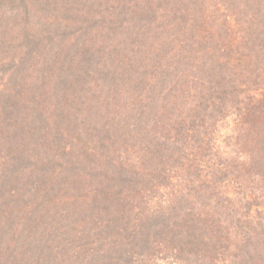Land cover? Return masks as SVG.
I'll return each mask as SVG.
<instances>
[{
    "label": "trees",
    "instance_id": "trees-1",
    "mask_svg": "<svg viewBox=\"0 0 264 264\" xmlns=\"http://www.w3.org/2000/svg\"><path fill=\"white\" fill-rule=\"evenodd\" d=\"M37 1L48 4V1ZM129 1L117 0L118 9L113 14L116 17L115 22L112 17L102 18L100 23L96 20L92 21L93 23L88 24L85 31H79L76 38L56 42L49 35L50 32L44 31L45 24L53 25V22L48 21L47 18L43 22L37 17L32 7V0L31 2L0 0V21L6 19L5 22H8L7 18L11 20L12 15L15 18L18 14L14 15V11L18 8L16 3H20L19 21L22 24L19 34L8 39L5 34L12 29L9 27L7 29V25L4 28L0 25V48L3 45L9 50L19 51L18 58L12 57L4 61L7 59L0 57V65L10 62L11 65H24V71L32 69L39 74L45 73L40 77L35 74L38 79L32 83L37 85L36 89L39 88L37 92H29L25 89L26 86L14 84L11 85L10 90L0 89V93L3 94L0 97L3 102L0 106L1 112L9 105L1 119L7 130H2L0 134L10 136L9 140L7 136L5 141H2L3 148L16 151L15 155L9 156L10 160L4 163V166L0 165V204L2 206L5 204L3 195L8 194L13 197L19 192L16 187H10L12 181L18 184L25 180V175L31 174L26 173L25 168L20 169L22 164H27L28 158L25 155L29 153L26 146L29 144L25 139L17 141L12 136L17 126L14 124L10 129L6 118H13V114L18 110V104L27 106L30 112H25V117H29L28 123L31 126L35 121L30 117L43 115L42 106L45 108L46 102L48 105L51 104L50 99L54 96L60 98L54 99L55 106L52 111L57 122L55 128L53 130L50 128L49 131L43 128V122L38 125L40 131L37 134L41 135V144H44L46 149L48 144L51 148L56 144L62 150L66 161L72 158L61 169L62 175L63 172L65 176L72 175L71 171L76 164L82 165L83 157L79 152L77 153L80 145L78 141L70 142V145H61L58 141L63 137L61 131L63 128L80 129L74 107H77V111L79 109L81 113L85 107L88 108L89 115L81 124L89 125L88 127L93 124L86 129L89 133L93 132L95 138L93 141L99 142L97 149L93 147L95 154L99 153L95 161H98V164L92 165L99 166L98 174H102V178L98 180L96 187L87 192L74 184L77 173L70 179L63 178L60 181H53L52 184L48 182L41 193L42 201H35L33 208L24 212L25 215L31 213L33 216L34 211L37 210L35 207L39 205L38 203H43L45 198L50 205L53 199L59 198L56 200L57 204L61 195L68 193L71 185L67 183L70 182L73 183L74 188L71 194V212L75 213L80 221L85 219L82 223L85 228L86 225L91 229L94 226L98 227L97 232L94 233L96 235L101 234L104 237L105 231L126 230L127 221L124 222L119 214L126 206L125 216L128 217L127 214L132 213L134 245L142 247L143 250L159 248L155 251L158 254L163 249L162 254L168 253L169 257L176 258L181 256L184 260H192L197 264H203L209 257H215L218 261L216 258L220 255L218 253H228L234 259V261L229 259L231 264H264V210L259 209H264V203L263 205L259 203L262 193L256 191L246 194L243 191L244 184L241 187V183H238V180L243 178V174L240 171L234 173V163L223 159V156L229 158L230 153L220 150L216 145L213 135L215 121L211 120L216 112L227 109L229 107L227 103L231 100L241 103L235 106L237 110L235 114L238 116L241 115L239 105L246 108L247 116L259 111L258 107L262 100L257 98V94L249 93L247 97L250 99L243 100L228 97H236L239 92L246 93L250 90L248 81L245 80L248 77L258 84L253 88L257 89L261 86L264 88V75L261 70L258 71L261 65H264L262 59L264 54L260 53L259 48V39L264 33V21H261L263 17L258 15L260 7L254 6V11L253 8L251 11L245 9L246 5L240 7L237 0H220L225 7L220 11L221 16L223 15L222 20H228L232 13H237L234 16L239 17L241 14L244 20L237 25V28L235 27V36L239 40H234L237 43L231 40L219 46L218 43H214L212 49L210 46H204L202 40L209 39L212 34L208 32L203 38L199 35L207 17L202 8L206 0H152L153 4L149 0H145L144 3L137 0L136 5L140 11L134 10L135 18L129 23V27L126 25L125 28V23L120 22L124 20L121 19L123 17L121 14L124 10H130ZM239 1L244 3V0ZM255 1L253 5L256 4ZM53 2L56 13H60L57 7L67 6L69 10L72 9L70 3L57 5L58 0ZM251 2L253 0H248L249 4ZM226 9H230L232 13H225ZM73 14H76L75 10ZM3 17L5 18L1 20ZM114 31L121 34L115 40L112 37ZM232 46L243 50L241 53L243 57L237 58L235 63L228 60ZM139 90L142 92L140 98L132 95V92L135 94ZM184 94L192 99H180ZM68 95L77 102L71 105L64 103ZM64 96L66 99H62ZM224 96L228 97L223 99ZM98 115L101 119L97 118ZM207 117L211 120L208 125ZM218 119L217 117L216 121ZM6 125H9V128ZM249 125L250 118L238 119L231 134L233 145L243 149L251 144L249 142L255 143L252 146H256V152H259L255 156L263 159L264 149H260L264 145V140L263 138L255 140V136L248 133ZM117 129L119 135L114 137L112 134ZM116 145H120V148ZM87 148L91 149V146ZM93 154L87 156L90 158ZM67 155L69 158H66ZM185 155L188 159L190 156L194 158L195 166L179 161ZM153 161H157L158 164L165 161L174 164L179 161L178 170L187 172L184 178L187 182L183 187L184 191L174 189L173 184L171 188H167L169 175L164 169L158 172L160 175L157 176L163 183L156 180L157 183L148 184L149 176L142 169L151 168ZM200 161L206 163L209 161L212 167L207 170L206 163L200 165ZM42 170L33 171L32 176L38 178ZM217 175L221 177L220 182L213 186L221 197L216 198L214 208L218 210L224 208L228 211L230 205L226 206L225 202L235 203L243 208L241 213L236 209L233 211L234 215H230L231 218H235L236 223L230 225L225 233L222 229V220L214 218L212 213L209 214L206 205H199L205 196L202 192L204 187H208V183ZM252 178L254 179L255 176ZM224 179L232 182L231 185L235 188L234 194L227 193L228 183H224ZM255 181L262 183L259 178ZM186 189L188 192L194 189L200 201L193 203L189 198L184 199L187 197ZM76 195L81 199H76ZM95 200H100L101 203L103 201L106 205H97ZM109 208L117 214H112ZM2 212L3 208H0V214ZM255 212L258 213V217L254 215ZM125 216L123 218H126ZM16 220L18 221L17 218ZM53 222L49 233L42 229L37 237L34 232L30 235L31 240H36L32 245L39 251L41 258L48 261H51L53 253L55 254L53 247H57L56 249L63 253L73 244L66 238V230H64L65 235L61 237L63 242L57 240V243L56 241L51 243V237L58 235L53 234L54 228L58 226L56 217ZM6 225L8 229L12 228L0 220V248L3 241H6L4 235L8 234L10 240H18L24 232V226L17 222L13 227L18 228V231H13V236L8 229L5 230ZM62 230L63 228L60 229ZM129 241L126 243L128 246L118 249L123 252L117 253V256L122 257L126 249L131 248L133 239L129 238ZM72 247L77 248H72L75 251L74 257L81 256L78 246L73 244ZM94 252L82 253V255L86 254V263L105 264L108 254ZM30 255L33 256L29 253V257ZM124 257H127L126 254ZM130 257L132 254L129 255ZM35 259L39 260L38 257ZM221 261H225V258ZM116 262L126 264L128 261ZM6 263L0 261V264ZM113 263L115 264V261Z\"/></svg>",
    "mask_w": 264,
    "mask_h": 264
},
{
    "label": "rangeland",
    "instance_id": "rangeland-1",
    "mask_svg": "<svg viewBox=\"0 0 264 264\" xmlns=\"http://www.w3.org/2000/svg\"><path fill=\"white\" fill-rule=\"evenodd\" d=\"M44 1H48V4L44 2L39 3L37 0H32L33 2L32 7H33V10L36 11L37 17L41 18L43 22H45L44 21L46 20L45 18L49 19L48 21L53 22V25L45 24L46 28L44 29V31L50 32L49 35H51L56 42L67 41V40L70 41L76 38L79 31L80 30L85 31L87 28V25L93 23L92 21L96 20V21H99L100 23V21H102V18L107 19L108 17L109 18L112 17L113 22H115L116 20V17L113 14L118 9L117 0H58V2L56 3L57 5H64L67 2V3H70L71 5L69 6L72 7L71 10H69L67 6H65L64 8L57 7L56 9L57 11L59 10L60 13H56V11L54 10L53 4L55 3L53 2V0H44ZM151 1L152 0H149L150 3ZM254 1L255 0H253V2L249 4L248 0H244V3L246 2V4H244L243 2H240V1L238 2L237 0V3L239 4L240 7H242L241 5L243 6L246 5L245 9H251V11L254 6L260 7L258 15L263 17L261 21H264V0H256L255 1L256 4L253 5ZM144 2L145 0L140 1V3H144ZM205 3H206V7H205ZM205 3L204 5H202V8L207 17H206V21L203 23V28L199 32V35H202V38L204 37V34L207 35L208 32H210L212 35L209 39H206V40L202 39L204 42L203 45L204 46L206 45V47L210 46L212 48L214 43H218V46L222 44L223 42L225 43L226 41H229V40H231L234 43H237L234 40V39H238L237 36H235V27L237 28V25H240L242 23V21L244 20V16H242L241 14H239L240 17L234 16V14L237 15V13H232L230 9H226L225 13H232V14L229 15L230 18L228 20H224V19L222 20L223 15L221 16L220 11L224 10L225 7L222 6L221 1L220 0H206ZM136 4H137V0H130L128 3V6L129 7L131 6L130 10H126V11L124 10V12L121 14L123 15L121 19L124 18V20L120 22L125 23L124 25L125 28L129 27V23L132 22L133 19L135 18L133 13L136 11H140V8H137L138 6ZM151 4H153V2ZM20 5H21L20 3H16V6L18 8ZM27 7L30 8V6H27ZM18 8H16V10L14 11V15L18 13L15 16V18L12 15L11 20L7 18L8 22H5L6 20L4 19L5 17L1 19V20L4 19V21H0V25L2 28H4V26L7 25V29L8 27L12 29L10 31L11 33L8 32L5 34V37L7 39L19 34V30L21 29L22 24H21V21H19V17H20L19 10L21 9H18ZM254 8H253V11H254ZM74 10L76 14H73ZM110 20L111 19H109V21ZM218 28H221V29L218 30ZM119 35L121 34L115 31L112 32V37H114V40L117 37H120ZM259 40H260L259 48L261 49L260 53L264 54V33L262 34ZM243 43L245 44V41ZM215 51L216 53H218L217 49ZM245 52H247L246 49H245ZM241 53H243V50L240 47L232 46V49L230 51L231 56L228 58V60L230 59L232 60V62L235 63L237 61V58L243 57ZM0 57L2 59H5V58L7 59L4 61H8V59L12 57L18 58L19 51L9 50L6 46L3 47V45H1ZM262 59H264V55ZM8 63L10 64V62ZM9 64L0 65V89H3V91L10 90L11 85L14 84L18 86H26L25 89L29 92L38 91L39 88L36 89L37 85L33 84L34 81H37L38 79V77L35 76V74L37 73L36 71L32 69L24 71L25 69L24 65L20 66L19 64L17 66L15 64L14 65H11V64L9 65ZM259 70H261V73L264 75V65H261L258 71ZM37 74L40 77L42 74H45V73L40 72V74L39 73ZM243 79H245V77ZM245 80L248 81L247 83L249 85L250 90H247L246 93L241 91L237 94L236 97H231V96L229 97L226 96V97H228L229 99H242L243 100V99H250L249 97H247V94L249 93L257 94L258 95L257 98L259 97V99L262 100L258 107L259 111L256 112V114L253 112L249 116H247L248 114L245 113L247 111L246 108L243 107L242 105L241 106L239 105V107H241V112H240L241 115L238 116V114H235L237 113L235 106L241 103H239L240 101L236 102L235 100H231L229 103H227V105L229 106L227 109L224 108L221 112H216L214 116L211 118V120L215 121L213 135H215V142H216V145L219 147V149L230 153L228 154L229 158L228 157L226 158L225 156H223V159L228 160L229 162L232 161L234 163L233 164L234 169L232 168L234 173L240 171L241 174H243L242 175L243 178L238 180L239 181L238 183H241V187L244 184L243 191H245L246 194L254 193V192L256 193V191L261 192L262 193L261 195L263 197L260 196L259 203L263 205L264 203V156H263V159L262 158L258 159V157L255 156L257 153H259V152H256L257 151L256 146L255 147L252 146L255 143L249 142L251 144H249L247 147H243V149L242 147L234 146L233 145L234 140L231 136L233 129L235 128V125L238 122V119H240V117H245L247 119L250 118V125H249L250 129L248 130V133H251V136H255V140L258 138H260L261 140L263 138L264 140V88L263 86H261V88L255 89L253 87L258 84L253 82V80L249 77ZM138 92H136L135 94L132 92V95L136 96L137 98H140L142 96L141 95L142 92L141 90H139ZM1 95L3 94L0 93V97ZM186 95L187 94L182 95L180 99H192V97H187ZM226 97L224 96L223 99H225ZM71 98L72 96L69 97L68 95V99L65 100L64 103L67 102L69 103V105H71L73 102H77L75 98L73 99ZM54 99H60V98H56L53 96V98L50 99L51 104L48 105V103L46 102L45 108H43V106L41 108L43 110V115L37 114L39 116L30 117L32 121H35L31 124V126L28 123L29 117L27 116L25 117L26 115L25 112L29 111L27 106L25 107L23 105L18 104V110H16V113L13 114L14 115L13 118H9V117L6 118L7 123H9L11 127L10 129H12L14 124L17 126L16 127L17 129L14 130V132L12 133V136L16 138L17 141L25 139V141L29 144V146L26 145L27 143L25 144L28 147L27 151L29 152L25 155L28 158V160L26 159L27 164L26 165L22 164V166H20V169L25 168V170L27 169L26 173H31V174L25 175L24 176L25 180L23 179V181H21L18 184L15 181H12V183L10 184V187H13V188L16 187L15 189L19 190L17 194H14L13 197H10L8 194L2 196L5 201V204L4 206L0 204V208H3V212L0 214V220L4 224H8L12 226V228L8 229L6 225L5 230L8 229V231L11 232V234L13 235V231H18V228L13 227V225L18 222L19 224H22L24 226V232L18 240L17 239L10 240L8 237V234L4 235V237L6 238V241H3L1 248H0V261H5L7 262L6 264H15V263L16 264H88L86 263L87 260L85 259L86 254L82 255V253L87 252V251L89 252L95 251L94 253L97 254V251H99V253L108 254L104 262L105 264H114L113 261H115V264H118V262L116 261H120L119 263H121V261H128L126 264H197L195 263V261H192V260L190 261L184 260L183 258H181V256L176 258L172 256L169 257L168 253L162 254L164 251L163 249H161L162 252H159L158 254H156L157 252L155 251L159 248H156V250H153L151 248L148 251V250H143L142 247H139V246L137 247L136 245H134V237L132 233L134 232L133 231L134 227L132 228L131 226L132 225L131 223L132 213L127 214L128 217L125 216L124 211L127 209L126 206L124 207V210H122V212L119 213L122 216V220H125L124 222L127 221L126 230L120 231V232H117V231L106 232L105 231L104 237L101 234L99 235L94 234L97 232L98 227L94 226V228L91 229L89 228L88 225H86L87 228H85L84 225L82 224L85 219H82L81 220L82 222H81L77 218V215L71 212L72 210L71 194H73L74 188L72 186L73 183H70V182L67 183L71 185L69 186L70 189L68 193L62 194L57 204H56V200L59 198L53 199L51 205L47 203V200L45 198L43 200V203H38L39 205L35 207V209L37 210L34 211L33 216L31 213H29L28 215H25L24 212L28 209L29 210L32 209L35 201H42L41 193L44 191V188L48 182L52 184L54 183L53 181H57V180L60 181L63 178L70 179L73 176H75L77 173V175L75 176V178L77 179H75L74 184L76 185V187H79L80 189L83 188L82 190L84 192H87L90 189H92L94 186L96 187L98 184V180L102 178V174H98V172L100 171L99 166L95 165L94 167L92 165V164H98V161L97 162L95 161L98 158L99 153L97 152L95 154L96 151L93 150V147L97 149V145L99 142L97 143L96 141H93L95 139L92 135L93 132L89 133V131L86 128L92 127L93 124H90L91 125L90 127H88L89 125L81 124V122L86 121V118L89 115L90 110L88 108L85 107L84 111L81 113L79 109L77 111V107H74L75 113H77L78 118L77 117L76 118L79 123L78 125L80 129L68 130V129L63 128L61 130L63 133V137L61 138L60 141H58L61 143V145H68V144L70 145V142L78 141L80 145V149L77 148L78 149L77 153L79 152L83 157V159L81 160L82 165L80 163H78V165L76 164V167L74 168V170L71 171L72 175L65 176V172H63V175L61 173L62 167L67 164V161L70 162L72 158L70 159L67 155L66 158L68 157L69 159L66 161L62 150L58 148L56 144H53V147L51 148L50 144L47 143L48 150L44 147V144H41V140H40L41 135L37 134L40 131L39 130L40 126L38 125H41V123L43 122L44 123L43 128H45L46 131H49L50 128H52V130L55 128V124L57 122L56 120H54L55 118L53 114L54 112H52L55 106ZM62 99H66L65 96L62 97ZM1 100L2 98H0V106L3 104ZM110 105H112V103H110ZM8 107L9 105L4 107V110H2L3 112H1V107H0V133H2V130H7L6 128H4L5 126L1 122L2 121L1 119H2V116H4ZM218 113H219V116H218ZM118 115L124 116L122 114H118ZM217 117L219 119L216 121ZM97 118L101 119L100 116ZM206 119H207V125H208L211 120L209 119V117H207ZM12 123L13 125H11ZM9 125H6L8 126L7 128H9ZM54 134H56V132H54ZM64 135L65 136L68 135V136L64 137ZM112 135L114 137L118 136L119 130L117 129V131H115V133H113ZM7 136L9 140L10 138L9 135L5 136V134H0V165L1 166H4V163L6 164V162L10 160L9 159L10 155L16 154V151L11 148H3L2 141H5V137ZM105 142H107V140ZM90 146H91V149H88L87 147H90ZM116 146L117 148H120V145H116ZM262 149H264V145L260 150ZM67 151H70V150H67ZM90 153H94V154L93 156H90L89 158L88 156L90 155ZM193 160H194L193 157L190 156V159H188V156L185 155L184 158H181L179 161H183L185 164L187 162V164L195 166L196 163L193 162ZM179 161H177L178 163L174 162V164L170 163L169 161L160 162L159 164L157 161H153L151 168L149 169L143 168L142 169L144 170L143 172L145 174H148L149 176L148 184H152L153 182L157 183V181H160L159 183H163L161 182L162 180L159 179L157 176L160 175V173L158 172L164 169V172L168 173L169 175L168 182L165 181L167 183V188H171L173 184L174 189L183 190V187L185 186V184H187L186 180H184L185 173L187 174V172L178 170L177 167L179 165ZM203 163H206V162L200 161V165H202ZM209 163L210 162L208 161L205 164L207 167L205 169L207 170H209V168L212 167V163L210 164ZM220 163L223 164V161L220 160ZM44 164L45 165L48 164V165L46 167L45 166L40 167V165H44ZM142 166L146 167V165H142ZM159 166H161L160 169H159ZM38 169L39 170L43 169L42 171H45V172H42V171L39 172L40 175L38 178H36L32 176V174H34L33 171L36 172L38 171ZM253 176H255L254 179L252 178ZM258 178L262 181V183H258L257 181H255ZM220 179L221 177L217 175L216 178L214 177L208 183L209 185L208 187H204L205 189L204 191H202L205 194V196L203 197V200L200 201L196 197V193L194 192V189H191L190 192H188L186 189L185 192H186L187 197H184V199L189 198L193 203H196V202L198 203L200 201L199 205H206V208L209 209V214L212 213L214 218L218 220H222L223 222L222 229H223V232L225 233L227 228H230L229 227L230 225H235L236 223V220H234L235 218H231L230 215H234L233 211H235L236 209L238 210V213H241L243 211V208H240L241 205H237L235 203L229 204L226 202H225L226 206L230 205L229 206L230 209L228 211L224 210V208L220 210H218L217 208H214V206L216 205V198L221 197V196L218 195V192L216 189H214L213 185L216 183L218 184L220 182L219 181ZM228 179L230 178L228 177ZM228 179L227 180L224 179V183H228V185L226 186V191L228 194L232 195L235 193V188L233 185H231L232 182H227ZM161 187H164V186H161ZM75 197L76 199H81L79 195H76ZM102 203L100 200H95V204L97 205H100V206L106 205L103 201ZM109 209L112 214H117L116 212L111 210V208ZM259 209H261L262 211L264 210L262 208H259ZM224 211L228 212L229 214L228 213L226 214ZM254 215L258 217V213L255 212ZM263 215H264V212H263ZM86 216H89V215L86 214ZM123 216H125L126 218H123ZM53 217L57 218V224H58V226L54 228L53 234L55 235V233H57L58 235L56 237H51V240H50L51 243H53L52 241H56L57 243V240L62 241L61 237L65 235L64 230H66L67 231L66 238L71 240L73 244L78 246V250L80 251L81 256L74 257L73 252L75 251L73 249H77V248L72 247L73 244H71L68 246L69 248L64 250L63 253H61L60 250L56 249L57 247H53L54 248L53 251L55 252V254L53 253V257L51 261H48L46 259L43 260L41 258L39 251L32 245L33 241H36V240L35 239L31 240L32 237H30V235H32V232H34L35 237H37L38 233L42 232V229H44L46 233H49L52 230L51 225L54 223ZM16 218L18 219V221L16 220ZM127 218L129 220H127ZM61 228H63L62 231H60ZM245 228L247 227L245 226ZM61 232L62 234H60ZM24 236H27V238L25 239ZM129 238L133 239V245L131 244V248L126 249L127 251L125 254L127 257H124L125 254L122 257L117 256V253L123 252L118 249H122L123 247L128 246V244L126 243L130 242ZM39 241H41V239ZM22 251L24 252L23 255H22ZM29 253L32 254L33 256L31 257L30 255L29 257ZM131 254H132V257L129 258V255ZM218 254H220L216 256L218 261L215 260V257L214 258L209 257V259L204 260L203 264H231L229 259H231V261H234V259L228 253H225V254L218 253ZM37 257L39 258V260L35 259ZM161 257H164V258H161ZM190 258H192V256H190ZM222 258H225V261H221Z\"/></svg>",
    "mask_w": 264,
    "mask_h": 264
}]
</instances>
